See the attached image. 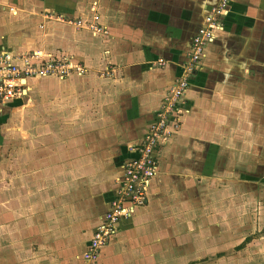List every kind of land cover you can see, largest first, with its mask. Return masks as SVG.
I'll use <instances>...</instances> for the list:
<instances>
[{
	"label": "crops",
	"instance_id": "0c3cea01",
	"mask_svg": "<svg viewBox=\"0 0 264 264\" xmlns=\"http://www.w3.org/2000/svg\"><path fill=\"white\" fill-rule=\"evenodd\" d=\"M218 3L0 0V54L43 49L86 68L0 101V264H83ZM94 17L106 33L69 23ZM215 36L146 205L97 264H264V0H233Z\"/></svg>",
	"mask_w": 264,
	"mask_h": 264
},
{
	"label": "built area",
	"instance_id": "2783aa9c",
	"mask_svg": "<svg viewBox=\"0 0 264 264\" xmlns=\"http://www.w3.org/2000/svg\"><path fill=\"white\" fill-rule=\"evenodd\" d=\"M233 0H219L206 16L205 25L193 39L190 60L185 65V75L178 79L165 98L162 108L137 148L138 156L130 159L124 169L120 188L117 191L110 210L103 216L95 228L89 246L83 254V264H97L101 249L116 234V227L122 220L130 219L137 209L147 203V188L158 170V148L174 134L180 121V107L190 88L189 75L195 70L215 33L221 28V19L228 12ZM98 17L84 21L70 20L69 23L87 28L94 34L106 33L99 24ZM18 61H22L19 64ZM86 68L83 64L65 57H57L51 52L36 49L20 57L9 53L0 54V101L7 102L25 94L26 81L32 77L55 76L65 79L69 76H83Z\"/></svg>",
	"mask_w": 264,
	"mask_h": 264
},
{
	"label": "rangeland",
	"instance_id": "374dc122",
	"mask_svg": "<svg viewBox=\"0 0 264 264\" xmlns=\"http://www.w3.org/2000/svg\"><path fill=\"white\" fill-rule=\"evenodd\" d=\"M9 127H10V126H9ZM10 128H11V127H10ZM10 128H9V129H10Z\"/></svg>",
	"mask_w": 264,
	"mask_h": 264
}]
</instances>
